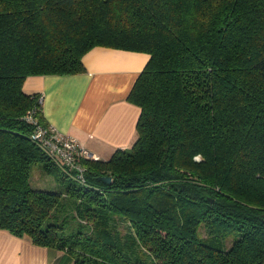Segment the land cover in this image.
I'll return each mask as SVG.
<instances>
[{
    "label": "trees",
    "instance_id": "1",
    "mask_svg": "<svg viewBox=\"0 0 264 264\" xmlns=\"http://www.w3.org/2000/svg\"><path fill=\"white\" fill-rule=\"evenodd\" d=\"M95 46L148 60L133 144L81 182L32 137L50 124L22 86L85 72ZM34 163L63 190L32 187ZM0 229L71 264H264V0H0Z\"/></svg>",
    "mask_w": 264,
    "mask_h": 264
},
{
    "label": "crops",
    "instance_id": "2",
    "mask_svg": "<svg viewBox=\"0 0 264 264\" xmlns=\"http://www.w3.org/2000/svg\"><path fill=\"white\" fill-rule=\"evenodd\" d=\"M147 60L144 52L95 46L82 58L85 72L30 75L22 89L41 93L47 122L104 160L116 149L129 148L136 138L140 108L127 95ZM47 181L40 175L32 177L39 187ZM71 263L64 250L38 246L0 229V264Z\"/></svg>",
    "mask_w": 264,
    "mask_h": 264
},
{
    "label": "built area",
    "instance_id": "3",
    "mask_svg": "<svg viewBox=\"0 0 264 264\" xmlns=\"http://www.w3.org/2000/svg\"><path fill=\"white\" fill-rule=\"evenodd\" d=\"M42 99L43 95L40 93L38 101L41 102ZM32 137L51 159L62 162L63 166L74 171L76 179L84 181L85 168L81 162L84 159H95L93 153L75 138L58 132L52 125H49L48 128L37 127Z\"/></svg>",
    "mask_w": 264,
    "mask_h": 264
},
{
    "label": "rangeland",
    "instance_id": "4",
    "mask_svg": "<svg viewBox=\"0 0 264 264\" xmlns=\"http://www.w3.org/2000/svg\"><path fill=\"white\" fill-rule=\"evenodd\" d=\"M39 164H32L30 167V184L32 187L34 188H41V189H45V190H49V191H62L63 189H61V187H63V185L58 182L55 177L57 175L54 174H45L43 171L40 170L39 168ZM37 169V171L35 172V170ZM34 175H40L43 179H48V181L46 182V184L43 187H39L34 185V183L32 182V177ZM58 177V176H57ZM72 199V198H71ZM62 203V201H61ZM75 203L70 200V208L71 206H74ZM68 211L65 212L64 209L59 210V211H55L54 215L57 216V218L61 217L64 212L65 214H68V216L66 217V228H65V232H71V228L75 227L76 229L78 228V225H80V221L73 215V212L68 208ZM48 221V220H47ZM117 227L120 230L121 233H124L125 230V224L123 221H118L117 223ZM88 228V226L86 225H81V230H86ZM74 229V230H76ZM68 230V231H67ZM202 230V229H201ZM203 230H202V234H203ZM234 238V234H230L228 237L222 238V237H217V238H208L207 242H209L210 244L220 247V248H227L230 244V241Z\"/></svg>",
    "mask_w": 264,
    "mask_h": 264
},
{
    "label": "water",
    "instance_id": "5",
    "mask_svg": "<svg viewBox=\"0 0 264 264\" xmlns=\"http://www.w3.org/2000/svg\"><path fill=\"white\" fill-rule=\"evenodd\" d=\"M110 179H111V178H110L109 176H101V177H100V180H102V181H104V182H107V183L110 182Z\"/></svg>",
    "mask_w": 264,
    "mask_h": 264
}]
</instances>
